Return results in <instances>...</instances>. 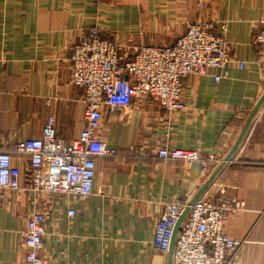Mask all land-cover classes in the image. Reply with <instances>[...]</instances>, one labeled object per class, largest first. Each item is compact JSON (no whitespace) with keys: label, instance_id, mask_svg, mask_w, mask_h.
<instances>
[{"label":"crops","instance_id":"1","mask_svg":"<svg viewBox=\"0 0 264 264\" xmlns=\"http://www.w3.org/2000/svg\"><path fill=\"white\" fill-rule=\"evenodd\" d=\"M202 21L236 43L228 77L215 82L210 71L182 79L186 107L170 115L147 99L128 121L105 115L99 136L117 156L97 159L91 195L37 199L26 189L28 157L12 153L21 186L0 200V264H24L23 229L38 207L45 212L40 254L47 264H167V253L152 247L157 218L166 203L194 197L264 91V50L253 42L264 24V0H0V145L7 148L38 137L49 116L57 138L78 136L84 92L68 72L70 47L83 29L114 41L124 61L138 46L170 44ZM164 144L198 159L188 167L162 159L152 148ZM209 154L220 162L203 166ZM206 193L245 202L225 220V232L244 241L229 264H264V102Z\"/></svg>","mask_w":264,"mask_h":264},{"label":"built area","instance_id":"2","mask_svg":"<svg viewBox=\"0 0 264 264\" xmlns=\"http://www.w3.org/2000/svg\"><path fill=\"white\" fill-rule=\"evenodd\" d=\"M253 42L264 50V24L255 31ZM235 47L236 43L214 33L211 22L202 21L188 24L172 43L140 45L122 61L114 41L101 37L94 28L83 29L70 47L68 78L70 84L83 89L84 126L76 138L64 141L56 137L54 119L49 116L38 137L18 140L10 148L0 145V200L5 191L21 186L22 172L14 164L12 153L28 157L26 189L37 199L48 195L88 197L92 194L97 159L117 156L99 136L103 117H112L119 123L128 121L145 99L156 102L167 115L185 109L182 79L210 71L215 82L227 78ZM236 65L241 69L244 62L237 60ZM152 152L187 167L198 159L195 152L165 144L152 148ZM200 160L203 166L220 162L212 154ZM187 204L182 198L165 204L154 226L155 251L168 252L173 228ZM244 208L241 199L214 201L205 192L190 206L180 225L171 264H229L244 241L225 232V220ZM66 214L74 216V208L69 206ZM45 228V212L35 208L23 229L24 264H47L40 254Z\"/></svg>","mask_w":264,"mask_h":264},{"label":"water","instance_id":"3","mask_svg":"<svg viewBox=\"0 0 264 264\" xmlns=\"http://www.w3.org/2000/svg\"><path fill=\"white\" fill-rule=\"evenodd\" d=\"M263 102H264V91H263L262 95L260 96V98L258 99V101L256 102V104L253 106V108H252L251 112L249 113L247 119L245 120V122H244L240 132L238 133V136H237L236 140L234 141L232 147L230 148L228 154L224 157V159L220 162V164H218L216 166V168L211 172V174L207 177L205 182L199 188L198 192L194 195V197L191 200H189L187 206L184 208L182 213L179 215V217L175 223V226L173 228V233H172V237L170 240V245H169L168 252H167V264H171V257H172V253H173L175 238H176V235L180 229V225H181L182 221L186 218V216L189 212L190 206L193 205L200 197L203 196V194L206 192V190L208 189L210 184L213 182V180L215 179V177L217 176L219 171L223 168V166L228 161H230L233 154L235 153V151L238 149L240 143L242 142L244 135H245L253 117L255 116L257 110L259 109V107L261 106V104Z\"/></svg>","mask_w":264,"mask_h":264}]
</instances>
